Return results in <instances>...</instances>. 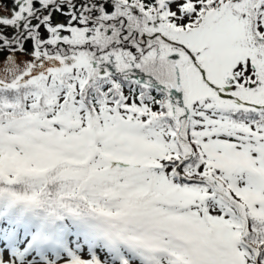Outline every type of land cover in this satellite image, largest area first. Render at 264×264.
Instances as JSON below:
<instances>
[{
    "label": "snow or ice",
    "instance_id": "6c2138e0",
    "mask_svg": "<svg viewBox=\"0 0 264 264\" xmlns=\"http://www.w3.org/2000/svg\"><path fill=\"white\" fill-rule=\"evenodd\" d=\"M0 8V264H264V0Z\"/></svg>",
    "mask_w": 264,
    "mask_h": 264
},
{
    "label": "flooded vegetation",
    "instance_id": "af4514ba",
    "mask_svg": "<svg viewBox=\"0 0 264 264\" xmlns=\"http://www.w3.org/2000/svg\"><path fill=\"white\" fill-rule=\"evenodd\" d=\"M0 5L7 6V8H11V0H0ZM2 8H0L1 10ZM4 15H8V12H3Z\"/></svg>",
    "mask_w": 264,
    "mask_h": 264
},
{
    "label": "rangeland",
    "instance_id": "374dc122",
    "mask_svg": "<svg viewBox=\"0 0 264 264\" xmlns=\"http://www.w3.org/2000/svg\"><path fill=\"white\" fill-rule=\"evenodd\" d=\"M0 11H2V9L0 10ZM15 250L13 249V252H14ZM5 258L7 259L8 257H7V255L5 256Z\"/></svg>",
    "mask_w": 264,
    "mask_h": 264
}]
</instances>
